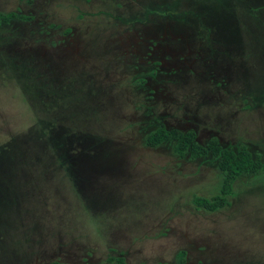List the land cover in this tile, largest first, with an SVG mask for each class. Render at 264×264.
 Returning <instances> with one entry per match:
<instances>
[{
  "label": "rangeland",
  "instance_id": "obj_1",
  "mask_svg": "<svg viewBox=\"0 0 264 264\" xmlns=\"http://www.w3.org/2000/svg\"><path fill=\"white\" fill-rule=\"evenodd\" d=\"M0 264H264V173L230 204L207 155L264 162V0H0ZM184 251L179 261L178 252Z\"/></svg>",
  "mask_w": 264,
  "mask_h": 264
},
{
  "label": "trees",
  "instance_id": "obj_2",
  "mask_svg": "<svg viewBox=\"0 0 264 264\" xmlns=\"http://www.w3.org/2000/svg\"><path fill=\"white\" fill-rule=\"evenodd\" d=\"M30 19V16L17 14L14 11L0 12V25L12 19ZM171 142L172 149L178 156L188 155L191 159H197L211 155L216 160V166L220 171V182L217 192L204 197L193 195L191 202L196 209L214 212L230 204V196L233 194V184L241 175L264 173V162L259 157H253L244 144L236 149L223 146L216 137L209 138L204 144L196 140L193 130H181L178 128H166L163 124L158 125L145 137L148 147H156L162 143ZM184 251L178 252L179 261H183ZM110 261L117 264H126L123 256L110 257ZM49 264H68L59 261H51Z\"/></svg>",
  "mask_w": 264,
  "mask_h": 264
}]
</instances>
